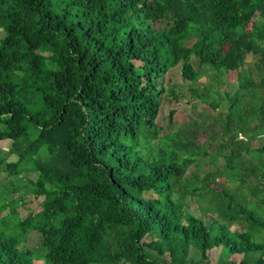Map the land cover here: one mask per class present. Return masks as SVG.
Returning <instances> with one entry per match:
<instances>
[{
    "label": "trees",
    "instance_id": "16d2710c",
    "mask_svg": "<svg viewBox=\"0 0 264 264\" xmlns=\"http://www.w3.org/2000/svg\"><path fill=\"white\" fill-rule=\"evenodd\" d=\"M3 141L0 264H264V0H0Z\"/></svg>",
    "mask_w": 264,
    "mask_h": 264
},
{
    "label": "rangeland",
    "instance_id": "374dc122",
    "mask_svg": "<svg viewBox=\"0 0 264 264\" xmlns=\"http://www.w3.org/2000/svg\"><path fill=\"white\" fill-rule=\"evenodd\" d=\"M228 80L232 83L233 88L235 89L238 85V79H237V72L230 71L227 74ZM167 84L168 86L173 85L176 88V91L178 93V96L175 97L174 95L170 94L168 96V93L165 94L164 97V104L162 107V111L160 114L159 122L160 124L165 128V131L168 133L170 131H176L179 127H181L184 123V120H186L189 117H195L198 118L201 111H203L202 108L206 107L205 104H200L196 99H194L188 88L186 87L188 85L187 82H185L184 78L182 77L180 68L173 69L170 73L166 76ZM201 82H206V84L210 87L216 86V80H211L209 75H204L201 79ZM227 88L226 85L222 84L221 90H225ZM175 111L173 114V119H171V112ZM260 140H258L256 143L259 144ZM10 141H3L1 143V149H8ZM12 159H16V156H13ZM224 161L220 158L219 165H222ZM214 165H203L202 170H210L213 169ZM195 169V166L192 165L188 169V173ZM195 212H198L201 215V212H199L198 207L195 205L192 207ZM22 215V214H21ZM25 215V212L23 211V215ZM203 216V214H202ZM233 229H237L238 226H233ZM40 241V234L36 231H32L29 233V239L27 240V245L31 248H34L38 245ZM216 260L221 256L220 249L213 250L212 253ZM242 254H235L231 255V260H235L239 262L242 259Z\"/></svg>",
    "mask_w": 264,
    "mask_h": 264
}]
</instances>
